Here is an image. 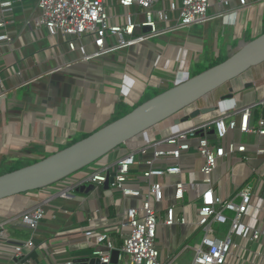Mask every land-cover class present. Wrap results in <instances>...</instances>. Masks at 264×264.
Masks as SVG:
<instances>
[{"label": "built area", "instance_id": "1", "mask_svg": "<svg viewBox=\"0 0 264 264\" xmlns=\"http://www.w3.org/2000/svg\"><path fill=\"white\" fill-rule=\"evenodd\" d=\"M113 1L124 10L121 24H112L109 0H37L24 24L33 31L46 29L62 55L78 52L81 61L92 62L162 35L206 26L232 13L264 8V0ZM21 3L0 0L2 54L16 41L8 28L15 23L18 10L25 13L27 7ZM259 107L264 108V97L130 149L113 162L102 159L49 187L45 200L10 223H21L35 235L49 204L73 199L81 188L108 183L111 198L114 191L121 195L120 200H112L115 217L108 219L110 224L101 232H84L86 247L102 264L110 263L114 250L121 253L119 264H178L189 250L194 252L190 264H264V117L254 122ZM233 134L240 138H231ZM193 153L201 160L195 170L200 181L193 173L189 181L185 176L183 160ZM251 161L259 164L243 183H236L234 168ZM226 163L230 168L224 178L215 180L220 165ZM138 166L144 170L133 173ZM175 177L179 180L169 181ZM191 192L195 199L187 202ZM114 235L122 242L119 248ZM11 242L10 233L1 230L0 250L8 252L16 264H33L29 258L33 239ZM165 249L167 259L163 258Z\"/></svg>", "mask_w": 264, "mask_h": 264}, {"label": "crops", "instance_id": "2", "mask_svg": "<svg viewBox=\"0 0 264 264\" xmlns=\"http://www.w3.org/2000/svg\"><path fill=\"white\" fill-rule=\"evenodd\" d=\"M36 4L37 0H22L20 5L27 9L25 13L18 10L15 23L8 28L16 35V41L3 54L0 52V175L16 166L41 161L95 133L114 119L120 103L130 110L140 104L148 89L163 92L183 83L191 76L194 65L216 61L215 51L220 54L221 43L222 57L228 58L245 42L264 33V8H258L252 13H232L206 26L162 35L98 60L83 62L78 52L62 55L46 29L33 31L26 27L24 20L30 17ZM109 5L112 24H121L124 10L113 0H109ZM208 54L210 58L206 57ZM263 97L264 64L116 149L103 161L113 162L130 149L160 140L192 123L215 119L228 110L244 108ZM204 109L214 111L190 118ZM261 117L264 108L259 107L254 122ZM234 137L240 138L238 134L231 135ZM190 143L195 145L197 141ZM183 163L188 181L192 173L195 180L202 179L197 172L201 165L198 155H186ZM258 164L259 161H251L236 166L235 182L243 183ZM229 168V164H221L215 180H222ZM143 170L138 166L132 172L138 174ZM173 180L179 179H169ZM50 190L1 201L0 231L5 229L10 233L12 244L33 239L35 247L29 256L33 264H64L92 257L84 232L91 229L101 232L110 224L108 219L116 214L112 200H120V193L114 191L111 198L109 188L103 186L89 194L77 192L70 200L58 199L46 207V217L35 235L21 223H10L26 209L45 200ZM194 199V192L186 195L187 202ZM114 242L118 248L122 245L117 235ZM16 263L1 248L0 264Z\"/></svg>", "mask_w": 264, "mask_h": 264}, {"label": "water", "instance_id": "3", "mask_svg": "<svg viewBox=\"0 0 264 264\" xmlns=\"http://www.w3.org/2000/svg\"><path fill=\"white\" fill-rule=\"evenodd\" d=\"M263 64L264 33L245 42L226 60L195 76H190L183 83L144 100L129 113L111 121L95 133L72 143L41 161L1 174L0 202L49 188L80 173L146 131L173 118L208 95ZM212 111L214 109L197 111L190 118L196 119L202 115L210 114ZM179 124L181 123L177 125ZM105 188H109L108 183L105 184ZM94 190L96 187L90 185L81 188L78 192L89 194ZM120 254L119 250H114L109 264H119ZM64 264L102 263L99 258L86 257Z\"/></svg>", "mask_w": 264, "mask_h": 264}, {"label": "rangeland", "instance_id": "4", "mask_svg": "<svg viewBox=\"0 0 264 264\" xmlns=\"http://www.w3.org/2000/svg\"><path fill=\"white\" fill-rule=\"evenodd\" d=\"M187 31V30H186ZM218 49H220V54H219V51L218 50H216L215 51V58H214V60H219L220 59V56H221V61H223V60H226V58H224V57H222V54H224V48L222 47V43L220 44V45H218ZM238 50V49H237ZM206 57H211V55H206ZM209 60H211V59H209ZM213 61V60H212ZM213 62H215V61H213ZM209 66V64H206V63H202V64H199V66H196V65H194V70L192 71V74H191V76H193V73L195 72V71H200L201 69H204V68H206V67H208ZM148 91H150L151 92V94H155V93H159V91H157V92H154V91H152V89H148L147 90V92H146V94L144 95V97L141 99V101H140V103L141 102H143L144 101V99L147 97V95H148ZM138 106V105H137ZM128 109V108H127ZM132 109H128L127 111H131ZM87 169V168H86ZM86 169H84L83 171H85ZM83 171H81V172H83ZM175 233L176 234H178V231L175 229ZM162 238H160L159 240H161ZM186 243H188V244H190V245H192L194 242H192V241H188V242H186ZM185 243V244H186ZM167 257H168V251L165 249L164 250V252H163V258H165V259H167ZM193 257H194V252L193 251H191V250H189L188 252H186L183 256H182V258L178 261V264H190L191 263V261L193 260Z\"/></svg>", "mask_w": 264, "mask_h": 264}, {"label": "trees", "instance_id": "5", "mask_svg": "<svg viewBox=\"0 0 264 264\" xmlns=\"http://www.w3.org/2000/svg\"><path fill=\"white\" fill-rule=\"evenodd\" d=\"M226 59H227V58H226ZM223 61H224V60H223ZM220 62H222L221 59H220V60H217V61H215V62H213V63H211L208 67H206V68H204V69H201L200 71H195V72L193 73V76H195V75H197V74H199V73H201V72L207 70V69L210 68V67H213V66L219 64ZM159 93H161V92H159ZM159 93L151 94V92L148 91V95H147V97H146L144 100L150 99V98H152V97L158 95ZM127 110H128V109L126 108V106H125L123 103H120V104L118 105L117 109H116L115 116H114V119H113L112 121L117 120V119L123 117L124 115H126L127 113L130 112V111H127ZM77 141H78V140L74 141L73 143H75V142H77ZM21 167H23V166H20V165H19V166H16V167L10 169L9 172L14 171V170H16V169H19V168H21Z\"/></svg>", "mask_w": 264, "mask_h": 264}]
</instances>
